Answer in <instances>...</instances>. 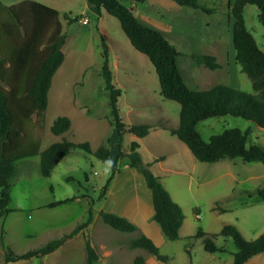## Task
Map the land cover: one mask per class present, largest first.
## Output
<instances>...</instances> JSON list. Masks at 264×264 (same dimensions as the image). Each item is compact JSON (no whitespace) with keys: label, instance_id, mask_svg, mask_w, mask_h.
Here are the masks:
<instances>
[{"label":"rangeland","instance_id":"374dc122","mask_svg":"<svg viewBox=\"0 0 264 264\" xmlns=\"http://www.w3.org/2000/svg\"><path fill=\"white\" fill-rule=\"evenodd\" d=\"M120 1L132 7L137 19L162 31L180 52L177 64L190 88L196 86L192 83L193 77L185 72L199 65L183 52L186 46L194 45L196 52L213 55L220 65L215 70L200 65L201 81H206V86L225 84L245 92L252 91L250 80L234 60L232 23L229 22L226 9L230 0H198L208 12L183 7L172 0ZM168 1H172L173 5ZM55 2H58L59 18L63 23L61 32L67 36L63 48L65 60L47 92L42 126H37L36 116L32 115L30 137H38L40 150L62 139L87 141L93 149L103 145L111 152V159L116 161L115 172L120 175L124 171L126 177L131 171L133 175L137 173L142 177L140 172L129 166L126 155L131 142L136 141L134 135L125 132L119 143L113 128L108 92L104 89V80L100 75L102 46L96 24L98 16L92 11L94 6L85 0ZM257 11L255 5H246L243 10L244 24L257 44L264 47V25L258 22ZM79 16L86 18L87 24L78 22ZM71 17H76V21L68 22ZM4 19L5 16L0 14V22ZM99 26L104 27L108 37L105 42L113 52L109 55L108 50L109 68L113 84L121 90L117 107L122 121L126 125L147 123L152 126V132L144 140L143 146L139 148L140 144L136 141V151L153 174H163V178L173 182L174 187L180 190L184 218L178 238L172 241L163 237L164 241H153L159 253L166 255L168 260L161 262L146 250L135 248L141 252L137 254L143 256L145 264H227L231 259L229 252L235 249L232 241L229 238H215V244L222 245L225 251L209 253L204 250L201 239L195 237L197 227L209 234L215 233L218 226L227 220L237 221L241 227L252 230L259 227L261 221L254 208L244 205L248 197L243 191L264 181V166L260 162L246 163L240 158H224L216 163L196 160L183 142L164 129L178 125V110L175 108H179V104L160 95L157 75L148 58L131 46L115 17L104 11ZM236 77L237 82L234 80ZM57 116L68 117L70 127L68 131L54 135L49 127ZM250 125V122L241 118L225 116L201 121L195 128L207 140L224 127L244 130ZM163 158L161 165L154 164L151 170L147 161ZM38 163V155L16 161V175L9 179V206L12 211L4 216L3 222L0 221V232H4V246L15 253L38 248L51 239L69 233L73 226L86 220L88 212L91 221L84 229L86 234L90 225L97 228L102 222L98 211L102 197L99 194H104L106 190L103 191L102 186L109 178L108 164L80 148L73 149L48 177L39 174ZM245 177L250 178L242 183L241 179ZM128 178L132 181L131 177ZM78 194L88 203L81 220L82 203L66 205L56 211L43 206L52 199L60 200ZM152 222L162 235L157 223ZM84 251L82 239L77 238L43 257H32L13 264H82ZM2 261L3 250L0 247V264Z\"/></svg>","mask_w":264,"mask_h":264},{"label":"trees","instance_id":"16d2710c","mask_svg":"<svg viewBox=\"0 0 264 264\" xmlns=\"http://www.w3.org/2000/svg\"><path fill=\"white\" fill-rule=\"evenodd\" d=\"M95 7L97 13L103 9L108 15L115 17L121 30L131 46L144 54L152 64L159 83V93L164 99L179 104L178 125L175 128H164L171 135L183 142L193 157L205 163H213L222 158H240L243 162H260L264 166V147L250 142L249 136L253 127L264 129V52L258 46L252 33L245 27L243 10L246 5H255L257 20L264 25V0H233L229 8L232 17L231 40L235 63L240 71L251 82V92H245L225 84H216L206 90L190 88L184 81L176 64L179 52L166 38L165 34L137 19L132 8L120 0H85ZM146 0H135L144 2ZM183 7L209 10L201 6L198 0H173ZM0 14L5 19L0 22V221L12 211L10 203L9 179L15 177V162L32 156H39V174L48 177L53 167L66 157L73 149L80 148L88 154L108 164L110 176L102 186V190L116 170V161L109 158V150L99 145L91 150L87 141L72 142L62 139L49 144L40 150V140L30 137L29 128L33 129L32 115L35 114L37 126H42L44 111L47 106V92L51 78L63 62L62 44L65 39L61 32L58 12L44 4L24 0L15 5L0 4ZM66 19L68 16L63 14ZM76 17L68 22L76 21ZM102 46V65L100 75L104 80V89L108 92V105L112 124L118 142L123 134L130 133L141 138L148 134L152 126L147 123L126 125L117 107L121 95L120 88L112 82L109 68L108 46L105 36L100 35ZM190 57L197 65L209 70L220 68L213 55L192 53ZM231 116L251 123L244 130L237 127H224L221 132L203 139L195 125L213 118ZM253 125V126H252ZM70 120L66 116H57L49 130L54 135L67 131ZM162 128V127H160ZM138 143L132 141L128 152L129 166L141 173L146 187L150 190L155 221L167 240H176L184 215L178 203L172 200L168 191L149 169L144 165L136 151ZM120 151L117 153V157ZM116 157V158H117ZM255 194L264 199V183L255 189ZM102 192L99 194L103 196ZM74 197L49 202L45 207H53L72 201ZM103 223L110 227L130 232L136 226L117 213L100 210ZM91 221V214L85 221L75 225L69 233L51 239L42 246L21 253H15L4 246V232H0V247L3 250L2 264H9L32 257H43L57 249L67 238L82 231L85 256L82 264H103L97 247L85 233ZM195 237L200 238L205 251L209 253L225 250L215 244L217 237L229 238L235 249L231 252L229 264H243L247 259L264 251V231L256 238L246 240L233 224L226 223L215 233H205L197 227ZM132 248L144 249L161 262L168 257L160 254L156 244L147 236L135 239ZM132 264H145L142 255L136 254Z\"/></svg>","mask_w":264,"mask_h":264},{"label":"crops","instance_id":"0c3cea01","mask_svg":"<svg viewBox=\"0 0 264 264\" xmlns=\"http://www.w3.org/2000/svg\"><path fill=\"white\" fill-rule=\"evenodd\" d=\"M22 1H24V0H0V4L3 6H11V5H15V4L22 2ZM28 1L39 2V3L44 4L50 8H53L58 12V18L60 17L59 16L60 10H59V7L57 5L58 2L56 3L55 0H28ZM172 1H168V2L173 5L174 1L173 2ZM232 1L233 0H230L228 6H226L228 13H229V8L232 5ZM128 7H130V6L128 5ZM130 8H132V7H130ZM92 11L97 13L95 7L92 8ZM97 16H98V19L96 21L97 31L99 32L100 35L101 34L104 35L105 39H108L104 27L99 26L100 21H102V19L104 17V10L100 9L99 13H97ZM228 17H229L228 18L229 22L232 23V18H231L230 13L228 14ZM71 18H73V17H71ZM80 18H83V17L79 16V19ZM79 19H78V22H80ZM59 21L61 24V28H63V23L61 22L60 18H59ZM66 42H67V36L65 35V40H64V43L62 45L63 46L62 51H63V55H64L63 60H65V53H64L63 48H64ZM259 47L264 52V47L263 46H259ZM108 50H109V55H110V52L112 55L113 52L111 51L110 46H108ZM195 50L196 49L194 48V45H192V46L189 45V46H186L183 53L186 54V56L190 57V54L198 53ZM179 56H180V52H179V55L177 57H179ZM230 56H231V58H233V54L231 52H230ZM177 57H176V64H177ZM62 64H63V62L61 63V65L57 68V70L53 74V76L51 78V82L56 77V75H58L60 69L62 68ZM232 64L235 65L234 63H232ZM177 67H178L185 83L187 84L186 79L184 78L185 75L182 74V71L179 68L178 64H177ZM200 67H202V66L199 65L198 68L192 67V70L186 71L185 74L188 73L189 75H191L193 77L192 83L196 87L192 88V89L206 90V89L211 88L213 85L206 86L207 82L205 81V83H203L201 81V74H200L201 68ZM234 80H235V82H237V77ZM232 86L233 85H231V87ZM175 109L178 110V112H179V108H177V106ZM241 130H243V129H241ZM151 132L152 131H149V133L147 135H145L144 137H141V138L134 136V138H135L134 140H136L140 144L139 148L144 145V140L148 139L147 137L150 135ZM131 136H133V135H131ZM116 138H117V135H116ZM250 142L259 143L260 145H262L264 147V129H258V128L253 127L252 133L250 134ZM90 148L92 151L96 149V148L93 149L91 146H90ZM110 153L111 152L109 151V158L111 161H113V159H111ZM154 156H152V158H155ZM222 159H224V158H222ZM222 159H219L218 161H220ZM162 160L164 161V158L159 160V161H155L153 159L152 161L150 160L147 162L150 164L151 170H152L153 165L154 164L161 165V162H163ZM61 161H59L58 163H60ZM218 161H216V162H218ZM216 162H213V163H216ZM249 163H254V162H249ZM256 163H258V162H256ZM57 164L55 166H57ZM162 171H165V170H162ZM120 173L121 174L119 175L117 172H115L111 175V179L108 183V186L105 190V193L99 200L100 206H99L98 211L107 210V211L117 213L118 215L125 217L126 219L131 221L136 226V229L133 231H130V232H123V231L116 230V229L110 227L109 225H107L103 222H101V225L97 228H95L93 225L89 226L87 235L89 236L91 242L97 247L100 258L105 264H114L113 262H116L117 264H119L118 262H122V264H132L135 254H137V253L141 254V252L139 251V249L132 248L131 244L135 239H137L141 235H145L147 237H150L152 239V241H154V242H156L155 240H158L159 242L164 241L163 240L164 236L159 233L158 228L155 226V224L152 222V220H150L152 213H153V209H152V205H151V194L149 195L150 190L148 188H145L146 186H145V182L143 180V177L139 176L136 172H135L136 174L133 175L132 172L129 171L128 176L132 178V181H131L130 178H128V176L125 177V175L123 174L124 171H123V173H122V171ZM110 174H111V172H110ZM110 174L108 176H110ZM154 175L159 178L160 182L165 187V189L168 191L172 200L175 201L176 203H178L181 207V199L179 197L180 196V190L178 188L174 187L175 184L171 181H167L166 178H163L162 177L163 174L160 175L159 173H154ZM249 178L250 177H245L244 179H241L242 183H245ZM106 180H105V182H106ZM263 183H264V181L262 180V181H260V183L254 184V187H252L251 189L243 191L246 193V195L248 197V201L244 202V205H246V206L248 205V206L254 208L255 213L257 214V216L259 217V220L261 221V224L259 225V227H255V229L252 230L251 228L241 227L237 223V221L227 220V221H223L218 226V229L215 230L216 232H218L220 230V228L222 227V225L226 224V223H230V224H233L234 226H236V228L239 230V232L241 233L243 238H245L246 240L254 239L264 231V199H261L258 195L255 194V189L258 187H261L263 185ZM72 197H74L72 201H69V202L61 204V205H57V206H53V207H46V208L54 209V211H56L60 207H63L66 205H70V204H74V203H79L78 205H80V203H82L83 206L81 207L82 208L81 212H83V213L79 217L80 218L79 220H81L83 218V216L85 215L88 203L84 200V198L80 194L73 195ZM55 200H57V199H52L49 202H52ZM49 202L45 203L43 206L45 207L46 204H48ZM94 202H95V200H94ZM9 208H10V206H9ZM197 216H198V214H197ZM181 227H182V224H181ZM92 229H94V230H92ZM93 231H94V233H93ZM245 233L250 235V237H246ZM77 238L82 239V245L84 248V238H83L82 231L76 233L75 235H73L70 238H67L62 244L68 245L69 243L73 242ZM219 247H222V245ZM229 254L231 256V252H229ZM230 261H231V259H230ZM230 261H228L227 264H229ZM13 263H9V264H13ZM243 264H264V251L252 256L249 259H247Z\"/></svg>","mask_w":264,"mask_h":264},{"label":"built area","instance_id":"2783aa9c","mask_svg":"<svg viewBox=\"0 0 264 264\" xmlns=\"http://www.w3.org/2000/svg\"><path fill=\"white\" fill-rule=\"evenodd\" d=\"M79 20H80V22H82V23H87V22H88L86 18H84V19L80 18Z\"/></svg>","mask_w":264,"mask_h":264}]
</instances>
